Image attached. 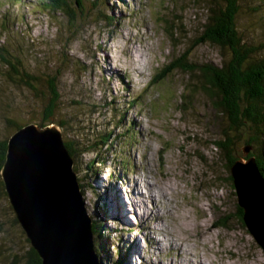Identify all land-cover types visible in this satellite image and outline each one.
I'll use <instances>...</instances> for the list:
<instances>
[{
    "label": "rangeland",
    "instance_id": "1",
    "mask_svg": "<svg viewBox=\"0 0 264 264\" xmlns=\"http://www.w3.org/2000/svg\"><path fill=\"white\" fill-rule=\"evenodd\" d=\"M39 1L41 2V0ZM131 1L109 0V3L115 6L116 12L112 22L104 21L103 13H106V10L99 1L96 4L98 11L90 9L93 22L80 20L78 25H83V28L81 31L77 28L74 29L78 36L73 34L69 37L67 41L69 50L65 44L62 43L63 46L59 44L62 34L57 29L58 23L49 22L48 17L30 10L31 5L28 8L25 4L23 6L15 5V1H12L11 6H3L0 9L1 12L4 9L6 11L4 18H0V140L11 136V128L5 123V118L17 119L20 123L29 121L37 125V123L44 124L43 115L45 113L42 112L45 103L43 100L34 98L33 94L28 93V90L25 91L20 84L17 85L7 76L6 72L10 69L1 60L3 52L1 48L5 49L6 55L11 53L20 57L22 63L18 69H25L24 71L29 73L41 75V71H43L45 74L47 69L40 64L47 60L46 64L50 69L63 70L59 83L62 101L58 115L55 111L52 121L46 125L37 126L46 127L51 123L59 126L62 120L65 121L64 116L70 114L76 116L74 122H67L71 138L74 136L73 130L76 132L78 128L79 131L83 129L78 124L81 125L80 121L84 119L91 118V127L96 128V134H94L96 141L92 144L95 150L90 151V147L89 151L82 155V159L74 160V165L82 167L81 170L78 169L77 174H79V178H81V174L84 175L81 180L84 185L85 201L83 202L91 218L101 219L95 206L96 200L97 197L100 199L101 193L108 190L107 184L99 186L100 189L94 191H91L88 185L92 182L98 185L101 181L100 178L106 176L101 161L103 163L105 161L112 162V165L106 170L116 173H119V167H124V164H127L126 167L129 170H125L127 177L131 179L141 176L147 178L146 173L150 171L147 174L151 181L148 187L150 196L154 198L157 191V200L159 199L161 202L162 198H168L170 195L171 200L166 203L168 202L167 208H172L174 215H166L164 223L168 226L167 232L179 236L178 240L181 241L182 247H187L185 251H189L190 254L188 247L193 250L195 260H205L209 264H264V253L261 251V247L253 242L252 235L236 216L238 197L235 186L230 181L226 164L219 160L216 146L211 144L214 139L218 140L223 126L217 120V116H214L216 109L210 91L202 89L199 83L196 88L192 89V85L194 86V83L199 79L196 72L189 73L176 69L168 76L156 79V75L160 71L159 68L168 67L174 56L188 49H193L190 51V60L204 61L207 58L211 62L219 63L221 61V53L217 46L194 45L200 35L197 29L204 17L201 2L182 0V4H180L175 0ZM255 2L256 0H246L237 18L240 33L241 31L246 33L243 42L250 47L253 44L247 42L249 36H252V41H255L257 45H259L257 41L261 42L260 38L264 41V34L261 32L264 31V17L261 10L258 8L257 11L254 10ZM174 6L179 8L175 9ZM168 7H170L169 11L174 9V14L183 13L186 17H183L185 21L180 23L184 31L181 32L182 29L176 28L178 31L174 34L177 36L176 41L173 40L175 37L166 27L168 11L165 9ZM26 8L32 12L31 15L26 12ZM17 13H24L23 24L21 20L19 22L20 15L14 18ZM65 14L63 13V15ZM36 15L41 19L36 20ZM102 15L103 18L100 20ZM197 15L201 20L197 18ZM60 23L63 25L64 20ZM106 23L108 26H105ZM110 24H112L111 27H109ZM17 26L24 31L27 30L26 27L33 26V29L28 28L26 34L22 35L17 31ZM66 27L72 28L68 22ZM4 29L8 31L7 36L3 32ZM12 30L14 31L11 32ZM71 31L74 32L73 29ZM85 38L88 41L82 43ZM62 41L64 42V40ZM176 43L181 44L180 48H176ZM65 49H67L69 57L73 58V62L67 57L63 66H60L61 57L65 56ZM79 59L88 68L82 74L77 72L79 70L76 62ZM140 62L144 63V67L135 69L141 65ZM123 72L129 74L131 81L126 80V82L131 90L128 86H122L117 79H114V83L111 80L108 81L111 74H116L115 76L119 78ZM52 75L54 74L48 73L46 77L51 79ZM40 87L46 91L43 82ZM134 95L138 96V104L136 100L134 104L132 103ZM186 95L191 97L187 98ZM69 100L75 102L68 106L65 101ZM128 105H133L129 114L127 113L130 121H133L134 116L141 117V121L143 119L145 122L142 123L144 127L142 140L139 133L126 137L123 128H117L114 124L117 121L127 122L126 117H119L121 111ZM94 110L96 113L91 117L90 113ZM141 112L142 115H140ZM147 120L148 123H146ZM132 126L134 129L137 128L135 123ZM59 128L63 132L62 127L59 126ZM99 129L105 131V137L109 132H112L113 137L110 139H113V143H110L109 139H107L109 143H101L97 135ZM119 135L121 136L119 137ZM191 135L192 138H190ZM86 140H88L87 137ZM241 140L235 148V152L243 157H239L240 161L247 163L254 157L245 159V156L251 152V148L246 145L247 138L243 136ZM160 141L164 143L161 144ZM138 142L144 146L143 154L138 153L132 147ZM167 143H169V149L165 152ZM107 144L109 145L107 146ZM87 148L88 146L84 147V149ZM243 149L246 151L244 154ZM231 150H233L232 146ZM133 155L138 164V173L133 172L130 168L134 164L131 159ZM141 164L145 169L144 172L141 170ZM97 174L98 176H96ZM153 174H156L155 178ZM153 181L158 183H153ZM129 183L134 184L132 187L134 197L142 196L137 200L142 202L144 212L149 217H159L161 209L156 199L152 206L145 205V202H150V198L142 191L145 190L144 183L140 182L142 190L139 188V192L137 182L130 181ZM119 188V197L116 196L115 204L122 213L118 210L120 218L123 217L126 222L122 224L119 221L108 223L109 228L107 226L105 229L102 224L99 226V231L108 236L109 243L127 240V234L128 238L137 239L138 246L135 247V251L131 255V261L136 262L138 253L144 249L142 237H145L146 233L151 230L154 232V229L152 227L145 229L140 226L142 223L139 224L134 220L136 214L134 208L128 209V201L131 200L132 204L136 203V205L137 201L128 199L131 196L129 187H122L119 183L116 189ZM160 189H163L164 195ZM113 194H115L114 189ZM123 194H125V199ZM129 206L131 205L129 204ZM110 207L113 208L114 205L111 203ZM14 215L8 197L0 192V263L2 264L6 263L7 256H11L13 253L21 257L20 264H25L24 259L29 254L31 247L25 231L18 223L14 222ZM201 220L205 225H197ZM190 221L192 225L186 231V226ZM147 224L151 226V223L147 222ZM137 226L139 228L136 230ZM130 227L134 229L133 232H128L131 230ZM144 227L146 226L144 225ZM150 243H158L154 234L150 235ZM1 247L4 248V251L1 250ZM111 248L110 251H113L112 260H114L116 249L114 246ZM183 248L181 249L183 250ZM193 254H191L192 257ZM151 257L154 262H157L155 259L158 255ZM192 257L185 259L183 263L172 261L170 264H190L189 260L194 258ZM141 261L140 264H145L146 260Z\"/></svg>",
    "mask_w": 264,
    "mask_h": 264
},
{
    "label": "trees",
    "instance_id": "2",
    "mask_svg": "<svg viewBox=\"0 0 264 264\" xmlns=\"http://www.w3.org/2000/svg\"><path fill=\"white\" fill-rule=\"evenodd\" d=\"M43 1L44 0H41V2ZM175 1H178V3L182 4V0ZM245 1L246 0H198V2H201L202 4L201 8L203 10L204 17L202 18L201 24L197 29V31L200 32V35L195 40L194 45L201 46L204 44H210L217 46L221 53V61L219 63L215 61L211 62L207 58H205L204 61L190 60V51L193 49H188L187 51L179 52L176 56H174L172 58L171 64L168 67L159 69L160 71L157 73L156 79H162L174 72L176 69H181L189 73L196 72V75L199 77V79L198 82L194 83V86L192 85V89L196 88L199 83L202 89L210 91L211 97L214 101V107L216 109L214 116H217V120L223 126L218 140L214 139L211 142V144H213L214 147L216 146L215 148L218 150L220 162L223 161L224 163H227L226 170L230 173L232 165H234L239 157H242L238 154V152H235V148L238 146V143L242 141L241 137L244 136V138H247L246 145H249L251 148V152L245 156V159L248 160L249 157L253 156L256 160L257 167L264 178V41L262 38H260L261 42L259 43L257 41L259 44L257 45L255 41H252V36H249L247 42H251L254 47L252 45L250 47L249 45L245 44V42H243L244 37H246V33H242V31L240 33L237 18L239 17L240 11L242 10ZM98 2L102 3L104 9L106 10V13H103L105 16L104 21L107 22L110 20L109 22H112V18L116 16V12L114 9L115 6L113 4L111 5L109 0L49 1V6L47 7L49 14H51L53 20L56 18L59 20L58 29L62 34V38L59 43L60 45L63 46V44H65L66 48L69 50V44L67 42L69 37L73 34L78 36L74 29L77 28L79 31H81L83 25H78L80 20L83 19L84 21L89 20L93 22L91 17L92 12L90 9H97L98 6H96V4ZM195 4L197 3L195 2ZM184 7L183 11L185 10ZM169 8L170 7L165 9L168 11L166 27L169 29L172 36L175 37L173 40L176 41L177 36L174 35L175 33H178L176 28L179 27V30L182 29L181 32L184 31L181 24L183 21H185L183 19L185 16L183 13L174 14V9L171 8L172 10L169 11ZM173 8L178 9L179 7L174 6ZM253 8L255 11H257V8L261 10L264 17V0H256ZM40 9L42 11L45 10L44 7H40ZM58 13L60 14L58 15ZM63 13L66 14L63 16ZM97 13L99 15V12ZM103 15L101 16L100 20L103 18ZM197 18L201 20L200 16ZM62 20H64L63 25L60 23ZM67 22L68 25L70 24L72 26L70 29H73L74 32L66 27ZM105 26H108V23H106ZM111 26L112 24L109 25V27ZM190 28L192 29V27ZM261 32L264 34V31ZM185 33L187 34V31H185ZM87 38H85L82 43H86L88 41ZM62 40H64L65 43ZM180 45L181 44L176 43V48H180ZM1 49L3 50L1 60L6 65V67L10 69L6 72L7 76L14 80L17 85L20 84L25 89V91L28 90V93L33 94L34 98H39L45 102L42 111L45 112L43 115L44 124L37 123V125L48 124L49 121L53 120L54 112L56 111V115H58L60 110L59 106L62 101V95L59 90V83L63 74V70H53V68L50 69L46 64L47 60H44L40 64L47 69L45 74L43 71H41V75H37L32 72L29 73L28 71H24V67V70H19L18 68L22 63L20 57H17L11 53L6 55L4 53L5 49ZM67 49L64 50L65 56L62 55L63 57H61L62 63H60V66H63V63L67 60V57L73 62V58L69 57ZM76 66L79 70L77 72L80 74L86 72L87 66L82 64L80 59L76 62ZM48 73L54 74L51 76V79L46 77ZM14 75L16 76L14 77ZM119 78L124 79V76L120 75ZM42 82L46 86V91L42 90L40 87ZM108 85H110V83ZM188 96L191 97L190 95H186L187 98ZM74 102L75 101L73 100L65 101L68 106H71V104ZM94 113H96L95 110L94 112L90 113V116L92 117ZM75 117L76 116L74 115L66 114L64 116L65 121L62 120V123H59V126H61L63 129L62 135L64 138V143L68 148L71 157L76 161L79 160V158L82 159V155H85L89 151L90 147V151L95 150V147H93L92 144H94V141H96L94 139L96 128L91 127V118L84 119L83 121H80L82 122L81 125L76 123L83 129L79 131L78 128V131L76 130V132L73 130L74 136L71 138L72 135L67 127V122H74ZM5 123L9 128H11L10 133L12 135L15 131L19 130L25 125L30 124L31 122L26 121L24 123H20L17 121V119L13 120L10 117H7L5 118ZM99 130L97 131V135L99 136L100 142L106 143L110 133H108L107 137H105V131L103 129ZM86 137L88 140H86ZM103 138L104 140H102ZM190 138H192V135ZM207 141L208 139L205 140V144ZM8 142V137H6V139L0 140V174L6 160ZM87 146L88 148L84 149V147ZM231 146L233 150H231ZM242 151L243 154L246 152L245 149ZM93 162L94 161L92 160V163ZM78 169L81 170L82 167L75 164L74 171L76 173L81 191L84 194V185L81 181L84 175L80 173L81 178H79V174H77ZM83 169L85 172H87L85 167H83ZM96 176H98V174ZM0 177V192L1 194H5V196L8 197L2 174ZM230 181L233 183V178L231 176ZM96 186L97 184L92 182L91 188L93 187L95 190L100 189ZM100 199H103L102 206L104 207V213L101 215L99 213L101 216L100 220L97 218H93L92 220L94 244L100 261L102 264H128V258L125 257V254H128L127 252H123V254L120 255L116 254L115 257L118 256V258L114 261L111 259L110 255H108V236L106 234H102L101 231H99V226L103 224L104 229L107 228L110 220V210L108 209L106 202L107 198L101 196ZM12 209L14 210L13 206ZM237 210L236 216L242 223L243 210L239 208L238 205ZM14 214V222L21 226L17 214L15 212ZM104 220H106L107 225L105 224ZM99 221L101 222L99 223ZM22 230L25 231L23 228ZM27 240L31 243L28 236ZM1 250L4 251V248L1 247ZM20 259L21 257L19 255L13 253V255L7 256V261L3 264H20ZM24 262L25 264H42V258L38 251L32 246V243L29 254L26 255Z\"/></svg>",
    "mask_w": 264,
    "mask_h": 264
},
{
    "label": "water",
    "instance_id": "3",
    "mask_svg": "<svg viewBox=\"0 0 264 264\" xmlns=\"http://www.w3.org/2000/svg\"><path fill=\"white\" fill-rule=\"evenodd\" d=\"M1 174L19 222L42 264H101L93 219L87 213L74 159L59 126L30 123L15 131L9 137ZM230 176L237 205L243 210L242 224L264 253V178L255 158L247 163L238 159Z\"/></svg>",
    "mask_w": 264,
    "mask_h": 264
},
{
    "label": "bare ground",
    "instance_id": "4",
    "mask_svg": "<svg viewBox=\"0 0 264 264\" xmlns=\"http://www.w3.org/2000/svg\"><path fill=\"white\" fill-rule=\"evenodd\" d=\"M141 60V59H140ZM138 61V60H137ZM136 62V61H135ZM140 66H137L135 69H140V68H143L144 67V63L142 62H140ZM114 68V67H113ZM116 75V74H115ZM122 76H124V78H125V73L123 72V74H122ZM168 186H170V185H168ZM161 190V193L164 195V191H163V189H160ZM83 200H84V197H83ZM86 207V206H85ZM15 212V211H14ZM205 225L203 222H202V220L201 221H199L198 223H197V225ZM192 225V222L190 221L188 224H187V226H186V231H188L189 229H190V226ZM202 259V258H201ZM189 262H190V264H209V263H207V262H205V260H198L196 263L194 262V260H189Z\"/></svg>",
    "mask_w": 264,
    "mask_h": 264
}]
</instances>
